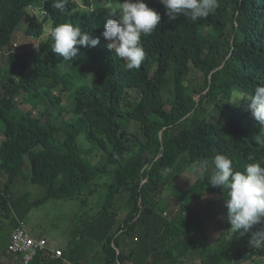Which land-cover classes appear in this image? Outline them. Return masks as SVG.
Wrapping results in <instances>:
<instances>
[{
  "label": "trees",
  "instance_id": "1",
  "mask_svg": "<svg viewBox=\"0 0 264 264\" xmlns=\"http://www.w3.org/2000/svg\"><path fill=\"white\" fill-rule=\"evenodd\" d=\"M52 2L0 0V58L8 68L0 99V259L18 219L26 222L49 201L81 196L112 169L116 183L105 205L71 227L63 258L44 252L31 264L264 262V247L235 251L237 242L228 236L210 246L206 217L189 204L168 217L165 199L186 171L205 161L213 165L219 153L237 170L264 165V148L252 140L264 135V126L244 101L228 103L233 92L251 95L264 84V0H218L208 17L182 15L174 22L160 0H145L161 22L142 36L146 56L132 71L101 35L113 10L108 3L120 0H63V13ZM26 20L27 37L41 41L36 52L17 53L16 35ZM61 23L100 37L99 44L80 47L74 60L64 61L51 50L47 29ZM26 107L39 109V116ZM132 121L139 125L133 134ZM81 137L102 155L98 165L88 162ZM164 168L173 171L165 177ZM213 171L206 169L189 187L194 200L224 201L226 190L209 184ZM22 180L41 187L43 197L18 191Z\"/></svg>",
  "mask_w": 264,
  "mask_h": 264
},
{
  "label": "clouds",
  "instance_id": "2",
  "mask_svg": "<svg viewBox=\"0 0 264 264\" xmlns=\"http://www.w3.org/2000/svg\"><path fill=\"white\" fill-rule=\"evenodd\" d=\"M160 3L165 7L168 22H174L182 15L190 16L192 21L204 19L218 7V0H160ZM51 7L63 13L65 2L53 0ZM109 14L101 34L107 41L106 47L115 58L124 61L126 70L139 69L146 56L142 36H148L158 28L161 14L145 0H120ZM50 37L51 50L64 61L74 60L80 47L94 48L100 42V37H92L72 23L57 24L51 28ZM241 101L247 105L246 111L264 126V84H257L251 95L239 90L233 92L228 103L238 106ZM252 140L259 148H264V135L257 134ZM212 162L214 171L209 184L226 190L224 206L229 231L241 237L250 234L249 246L264 247V165L257 161L237 170L233 160L221 153L215 155ZM204 167H207V161ZM172 171L164 168L162 174L167 177ZM256 225L261 227L253 231Z\"/></svg>",
  "mask_w": 264,
  "mask_h": 264
},
{
  "label": "rangeland",
  "instance_id": "3",
  "mask_svg": "<svg viewBox=\"0 0 264 264\" xmlns=\"http://www.w3.org/2000/svg\"><path fill=\"white\" fill-rule=\"evenodd\" d=\"M109 5L112 6L111 8L113 10L118 6L117 3L111 2L108 3V6ZM28 24V20L24 21L16 35L15 48L17 53H34L41 41L27 37L26 29ZM47 29L48 33H50L49 27H47ZM6 70H8L7 63L0 58V99L4 94L3 84L5 78H7ZM63 100L66 106L70 104L67 100V95ZM25 109L29 111L32 110L34 116H39V109H31L30 107H26ZM128 128L131 134L139 131V125L133 121L129 123ZM1 136H3L2 131H0V143L2 142ZM79 145L87 152V160L90 164L98 165L102 161V155L96 152V150L94 151L92 146L85 142L84 137L80 138ZM206 169L213 170L214 167L212 164H208L207 167H204V164H197L194 168L186 171L185 174L180 177L175 185L177 189L170 188L168 190L169 193L165 196L168 203L166 214H168V217H172L182 204H189L193 209L202 213V215L206 217L205 219H207V228L204 232L207 244L214 246L220 238L228 236L229 240H236L237 242L235 251L254 248L249 246L248 243L250 234L241 237L232 234L227 229L230 224L226 220L227 209L224 206V201L213 204L212 197L196 201L188 193L189 187L205 173ZM20 183L21 185L18 186V191L31 192L36 199L43 197L44 194L41 187L31 185L26 187V181L23 183V180ZM115 183V170L111 169L107 174H100L81 196L63 200H52L45 205L35 208L26 220L27 225L31 228L34 227L37 233L45 235L50 239L52 245L58 246L61 240L69 237L70 233H68V229L70 227H75L81 218L93 216V214L99 212L103 208L109 189L114 186ZM124 202L125 197L120 196L118 198L119 205ZM260 227L261 225H256L253 231L258 230ZM256 264H264V262L258 261Z\"/></svg>",
  "mask_w": 264,
  "mask_h": 264
},
{
  "label": "built area",
  "instance_id": "4",
  "mask_svg": "<svg viewBox=\"0 0 264 264\" xmlns=\"http://www.w3.org/2000/svg\"><path fill=\"white\" fill-rule=\"evenodd\" d=\"M49 252L54 259H61L64 255L61 249L49 247L48 240L36 239L28 231L25 220L18 219L17 227L11 235L8 254L15 264H31L41 253Z\"/></svg>",
  "mask_w": 264,
  "mask_h": 264
},
{
  "label": "crops",
  "instance_id": "5",
  "mask_svg": "<svg viewBox=\"0 0 264 264\" xmlns=\"http://www.w3.org/2000/svg\"><path fill=\"white\" fill-rule=\"evenodd\" d=\"M4 140V137L3 136H1V141H3ZM2 143V142H1ZM1 143H0V145H1ZM23 183H25V180H23ZM18 186H20V184L18 185ZM35 198V197H34ZM36 199V198H35ZM71 229V227L68 229V232H69V230ZM28 231H29V233H30V235L32 236V237H34V238H36V239H42V238H44V239H46V240H48V243H49V247L50 248H52V249H61L62 251H63V253H64V255H65V252L67 251V248H68V246L70 245V242H71V240H70V237H67L66 239H64V240H61L60 241V244H58V246L56 245H52V243L50 242V239H48L45 235H41L40 233H37L36 231H35V229H34V227H30L29 225H28ZM10 240H11V234H10V236L8 237V240H7V244H8V246H9V242H10ZM55 243V242H54ZM5 250H7V247H5ZM2 258L0 259V264H15L14 262H13V260H12V258L10 257V255L8 254V250H7V253L6 254H4L3 256H1ZM63 258V257H62ZM54 259V258H53ZM97 259V257H96V255H94V254H91V256L89 257V261H91V262H94V260H96ZM57 260V259H56ZM97 261H99V262H101L100 260H97ZM64 264H71V263H69V262H65ZM97 264H99V263H97Z\"/></svg>",
  "mask_w": 264,
  "mask_h": 264
}]
</instances>
